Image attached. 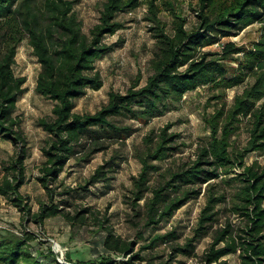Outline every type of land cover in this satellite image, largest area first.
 Listing matches in <instances>:
<instances>
[{
    "label": "trees",
    "instance_id": "obj_1",
    "mask_svg": "<svg viewBox=\"0 0 264 264\" xmlns=\"http://www.w3.org/2000/svg\"><path fill=\"white\" fill-rule=\"evenodd\" d=\"M38 1L0 0V138L19 146L17 155L4 166L0 195L18 207L24 221L29 219L41 227L46 219L56 216L64 217L72 226L84 224L89 217L96 219L107 232L103 239L106 254L75 264H118L115 256H127L129 252L132 254L127 263L144 260L142 250L155 247L163 239H172L176 233L157 234L149 245L140 246L134 253L136 242L118 235L106 224L107 218L102 219L92 206H75L73 211L60 207L54 201L56 189L51 185L71 158L88 161L94 153L108 147L107 140L117 141L128 135L130 128L112 122V117L125 115L147 122L163 114L170 102H180L187 92L201 85L220 89L215 96H221L220 92L225 93V89L236 87L253 75L256 82L235 96L226 113L221 107L208 117L210 138L199 147L190 164L170 166L160 172L161 166L156 163L179 150L173 145L178 135L168 132L172 123L160 130L156 140L153 135L145 138L148 146L139 155L142 168L134 179L131 203L135 208L144 207L146 225L156 226L169 220L204 190L206 204L199 218L197 237L207 235L224 212L236 215L244 223L240 227L228 219L216 230L203 257L206 263L228 264L223 258L239 251L241 264H264V165L258 161L251 165L245 162L251 152L264 153V103L257 105L264 97V32L250 49L228 41L221 52L203 50L223 37L238 35L258 19L264 24V0H198L200 22L192 30L187 29L186 18L166 3L173 14L171 32L159 15L160 3L150 0L147 18L157 40L151 60L152 74L142 87L136 88V82L125 94L111 91L108 103L93 114L75 112V99L88 88H101L103 80L96 62L111 49L103 43L104 37L123 27L117 20L119 12L134 9L140 2L105 0L99 22L87 34L74 12V1ZM25 38L41 64L36 91L56 102L54 116L39 122L50 133L47 145L42 148L46 159L39 167L38 177L50 201L41 203L38 211H33L21 191L27 181L25 160L29 154L16 111L20 97L27 91L24 86L27 79L17 76L13 67L18 46ZM240 53L242 59L230 74L226 60ZM243 118L250 122L249 140L244 149L235 151L231 149V136ZM237 166L243 169L235 171ZM108 172L104 164L100 165L90 177V184L109 179ZM154 173L159 174L160 181L152 185ZM33 241L42 242L40 235L25 224L20 234L0 231V264H47L45 258L55 254L52 246L44 252L35 249ZM173 249L177 253L192 251L178 245ZM67 261L72 262L68 255Z\"/></svg>",
    "mask_w": 264,
    "mask_h": 264
},
{
    "label": "rangeland",
    "instance_id": "obj_2",
    "mask_svg": "<svg viewBox=\"0 0 264 264\" xmlns=\"http://www.w3.org/2000/svg\"><path fill=\"white\" fill-rule=\"evenodd\" d=\"M41 1L43 0L38 2ZM72 1H74V12L82 22L84 31L90 34L91 29L99 22L105 0ZM149 1L139 0L140 4L136 8L117 14V20L123 23V27L115 34L104 37L103 43L111 46V49L96 62L103 85L99 89L88 88L83 96L75 99V112L93 114L108 103L111 91L125 94L136 82V88L146 84L148 77L152 74L151 60L154 57L157 41L150 30L152 23L147 18ZM157 1L161 7L159 15L167 23V29L170 32L173 30V14L166 3L173 5L176 11L186 18L187 29L192 30L198 27L200 22L197 14L200 9L198 0ZM263 32L264 24L258 19L240 31L238 35L223 37L218 43L205 46L203 50L221 52L223 45L228 41H234L237 46L250 49L263 37ZM242 56L243 53L234 54L232 59L226 60L230 74L234 73ZM13 68L17 76H25L27 79L24 85L27 91L20 97L16 111L20 119L19 127L27 138L29 154L25 160L27 181L21 191L28 199L33 211H38L41 203L50 201L47 190L38 180L39 167L46 159L42 148L47 145L50 133L39 122L40 119H51L54 116L53 109L56 102L36 91V80L41 64L28 38H25L18 46ZM137 77H140L138 81ZM255 82L256 77L249 75L244 83L225 89V93L220 92L221 96H215L218 91H221L220 89L213 90L209 85H201L187 92L180 102H170L169 108L163 114L147 122L125 115L112 117V122L130 128L128 135L117 141L107 140L108 147L94 153L88 161H83L76 156L71 158L58 179L51 185L56 189L54 201L68 211H73L75 206H92L99 211L102 219L107 218L106 224L118 235L136 242L134 253L140 246L149 245L151 239L157 234L164 235L171 231L176 233L174 238L163 239L155 247L142 250L140 255L145 259H136L130 264H207L203 257L213 241L216 230L223 227L228 219L240 227L244 223L236 215L224 212L220 220L212 225L207 235L197 237L199 218L206 204L203 190V194L189 200L169 220H164L156 226L146 225L144 207L135 208L131 203L134 179L142 168L139 155L147 149L148 145L145 142L147 136L153 135V139L156 140L160 130L172 123L168 132L178 135L173 145H177L179 150L174 151L173 156L165 161L156 163L161 166L160 172L170 166L179 165L180 167L186 162L190 164L192 161H189L195 159L199 147L210 138L208 117L221 107L226 113L234 103L235 96ZM261 103H264V97L257 101V105ZM249 127V119L243 118L239 128L231 136L232 150L244 149L249 140ZM18 150L19 146L10 139L0 138V180L5 174V164L13 160ZM256 161L264 165V153L251 152L245 158L247 165ZM103 164L105 170L109 171L107 173L109 179L90 184V177ZM242 169L237 166L235 171ZM159 181V174L154 173L150 183L154 185ZM81 186L86 189L80 188ZM143 203L144 199L140 200V204L143 205ZM24 224L41 237L42 242L33 241L35 249L47 252V247L52 246L55 254L45 258L47 264H75L77 261L98 258L106 254L103 239L107 232L100 227L96 219L89 217L84 224L78 223L72 226L64 217L56 216L46 219L45 225L41 227L29 219L24 221L18 207L0 195V231L20 234ZM56 242L62 245L63 251L56 249ZM189 243L192 244L188 245ZM177 245L192 249L191 254L177 253L173 249V246ZM130 254L132 253L129 252L127 256H115L118 264H129L127 261ZM67 255L72 262L67 261ZM223 259H226L228 264H241L239 251Z\"/></svg>",
    "mask_w": 264,
    "mask_h": 264
},
{
    "label": "bare ground",
    "instance_id": "obj_3",
    "mask_svg": "<svg viewBox=\"0 0 264 264\" xmlns=\"http://www.w3.org/2000/svg\"><path fill=\"white\" fill-rule=\"evenodd\" d=\"M55 247L58 251H63V247L59 242H57V245H55Z\"/></svg>",
    "mask_w": 264,
    "mask_h": 264
},
{
    "label": "water",
    "instance_id": "obj_4",
    "mask_svg": "<svg viewBox=\"0 0 264 264\" xmlns=\"http://www.w3.org/2000/svg\"><path fill=\"white\" fill-rule=\"evenodd\" d=\"M55 245H57V242L55 243ZM69 264H71V263H69Z\"/></svg>",
    "mask_w": 264,
    "mask_h": 264
},
{
    "label": "built area",
    "instance_id": "obj_5",
    "mask_svg": "<svg viewBox=\"0 0 264 264\" xmlns=\"http://www.w3.org/2000/svg\"><path fill=\"white\" fill-rule=\"evenodd\" d=\"M197 14H198V12H197Z\"/></svg>",
    "mask_w": 264,
    "mask_h": 264
}]
</instances>
